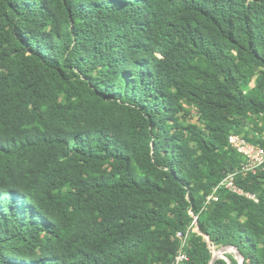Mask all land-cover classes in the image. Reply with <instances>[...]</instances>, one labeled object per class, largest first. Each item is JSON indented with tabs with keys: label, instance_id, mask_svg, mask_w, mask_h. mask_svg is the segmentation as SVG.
Listing matches in <instances>:
<instances>
[{
	"label": "trees",
	"instance_id": "obj_1",
	"mask_svg": "<svg viewBox=\"0 0 264 264\" xmlns=\"http://www.w3.org/2000/svg\"><path fill=\"white\" fill-rule=\"evenodd\" d=\"M263 114L264 0H0V264H264Z\"/></svg>",
	"mask_w": 264,
	"mask_h": 264
},
{
	"label": "built area",
	"instance_id": "obj_2",
	"mask_svg": "<svg viewBox=\"0 0 264 264\" xmlns=\"http://www.w3.org/2000/svg\"><path fill=\"white\" fill-rule=\"evenodd\" d=\"M228 144L242 155L243 161L234 171L229 172L222 181L214 187L213 191L207 195L204 199V208L219 199L218 192L222 188L258 200L255 194L247 192L239 186L237 178L241 175L245 176L250 173H256L264 167V143H253L247 140L243 135L232 132L229 135ZM196 219L197 215H194V222L191 226L185 231H177L176 236L180 242V247L174 256L172 264H181L188 260L189 256L186 247L188 245L190 232L196 230Z\"/></svg>",
	"mask_w": 264,
	"mask_h": 264
},
{
	"label": "water",
	"instance_id": "obj_3",
	"mask_svg": "<svg viewBox=\"0 0 264 264\" xmlns=\"http://www.w3.org/2000/svg\"><path fill=\"white\" fill-rule=\"evenodd\" d=\"M227 253H233L236 259L238 260L239 264L244 263L245 258L242 252L239 250L237 246L230 244V245L222 246L218 248L216 251H214L213 259L210 264H215L219 258L228 259L226 256Z\"/></svg>",
	"mask_w": 264,
	"mask_h": 264
},
{
	"label": "rangeland",
	"instance_id": "obj_4",
	"mask_svg": "<svg viewBox=\"0 0 264 264\" xmlns=\"http://www.w3.org/2000/svg\"><path fill=\"white\" fill-rule=\"evenodd\" d=\"M193 118L191 119V121H193V122H197V123H200L201 121L199 120V117H198V115L193 111ZM210 248L213 250V251H216L217 250V247L216 246H214V245H210Z\"/></svg>",
	"mask_w": 264,
	"mask_h": 264
}]
</instances>
